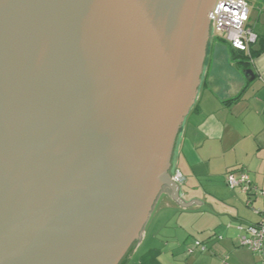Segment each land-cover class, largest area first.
<instances>
[{
    "label": "water",
    "instance_id": "95a60500",
    "mask_svg": "<svg viewBox=\"0 0 264 264\" xmlns=\"http://www.w3.org/2000/svg\"><path fill=\"white\" fill-rule=\"evenodd\" d=\"M216 2L0 0V264H119L165 189L201 204L171 170Z\"/></svg>",
    "mask_w": 264,
    "mask_h": 264
},
{
    "label": "crops",
    "instance_id": "0c3cea01",
    "mask_svg": "<svg viewBox=\"0 0 264 264\" xmlns=\"http://www.w3.org/2000/svg\"><path fill=\"white\" fill-rule=\"evenodd\" d=\"M248 3L255 6L249 28L264 36V0ZM259 46L258 40L251 49ZM245 70L252 74L246 77ZM177 171L180 200L201 204L182 206L165 189V211L158 216L164 223L153 224L126 264H264V249L243 246L246 233L238 229L259 224L264 207V52L240 68L228 45H210L177 139L171 176ZM243 172L255 188L251 195L227 184L230 173Z\"/></svg>",
    "mask_w": 264,
    "mask_h": 264
},
{
    "label": "built area",
    "instance_id": "2783aa9c",
    "mask_svg": "<svg viewBox=\"0 0 264 264\" xmlns=\"http://www.w3.org/2000/svg\"><path fill=\"white\" fill-rule=\"evenodd\" d=\"M250 9L247 0H217L209 19L213 31L224 33L225 41L235 50L250 53V47L257 42V34L249 28ZM175 183L183 181L180 172L172 176ZM227 184L231 189H241L245 194L251 195L254 187L247 173L240 175L230 173ZM264 196V191L260 192ZM262 220L257 225L238 226V229L246 234L241 236V244L254 252H262L264 249V207L261 210ZM196 246L202 244L196 242Z\"/></svg>",
    "mask_w": 264,
    "mask_h": 264
},
{
    "label": "rangeland",
    "instance_id": "374dc122",
    "mask_svg": "<svg viewBox=\"0 0 264 264\" xmlns=\"http://www.w3.org/2000/svg\"><path fill=\"white\" fill-rule=\"evenodd\" d=\"M249 9H250V13L251 15H253L254 13V9H255V6L254 5H250L249 4ZM223 40H225L224 38V33H221V32H215L213 31V27H212V24H211V36H210V39H209V42H208V45H207V52H208V48L210 47V45H218V44H223L226 46V43L223 42ZM178 139V138H177ZM176 144H177V141H176ZM176 144H175V147H176ZM175 151V149H174ZM174 157V155H173ZM164 200L159 198V200L157 201L155 207H154V210L152 212V215H151V218L145 228V231L141 234L142 238L144 236V234H149L151 232V228L153 227V224L155 223V226H156V223H164V221L162 219H160V217L158 218V216H161V213L164 212ZM157 221V222H156ZM172 221H174L176 223V219H174L172 217ZM175 227V226H173ZM177 230V229H175ZM170 231H165L164 233L166 235H168ZM141 238V240H142ZM138 240L134 241L133 244L131 245L129 251L125 254V256L122 258L121 262L119 264H126L127 261L130 259V257L134 254V252L136 251L138 245ZM140 243V242H139ZM137 245V247H136ZM136 247V248H135Z\"/></svg>",
    "mask_w": 264,
    "mask_h": 264
},
{
    "label": "trees",
    "instance_id": "16d2710c",
    "mask_svg": "<svg viewBox=\"0 0 264 264\" xmlns=\"http://www.w3.org/2000/svg\"><path fill=\"white\" fill-rule=\"evenodd\" d=\"M248 2V0H247ZM257 42L259 40V49L255 50V49H251L250 51V55L245 53V52H241L238 50H235L233 47H231L225 40H223L224 43H226V45L229 46L230 50H231V56L233 58V60L236 62V64L241 68V67H245V65H247V60H251L253 57H256L258 55H260L261 53L264 52V36H258L257 35ZM256 42V43H257ZM238 53V56H236V54Z\"/></svg>",
    "mask_w": 264,
    "mask_h": 264
}]
</instances>
